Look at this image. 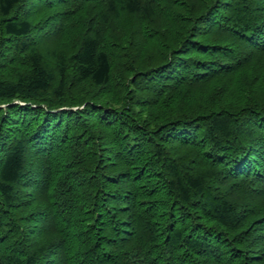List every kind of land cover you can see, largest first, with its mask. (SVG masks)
I'll use <instances>...</instances> for the list:
<instances>
[{"label":"trees","instance_id":"16d2710c","mask_svg":"<svg viewBox=\"0 0 264 264\" xmlns=\"http://www.w3.org/2000/svg\"><path fill=\"white\" fill-rule=\"evenodd\" d=\"M0 264H264V0H0Z\"/></svg>","mask_w":264,"mask_h":264}]
</instances>
